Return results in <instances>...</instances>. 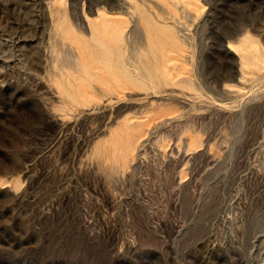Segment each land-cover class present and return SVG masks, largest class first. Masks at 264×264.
Returning <instances> with one entry per match:
<instances>
[{
    "label": "rangeland",
    "instance_id": "1",
    "mask_svg": "<svg viewBox=\"0 0 264 264\" xmlns=\"http://www.w3.org/2000/svg\"><path fill=\"white\" fill-rule=\"evenodd\" d=\"M0 264H264V0H0Z\"/></svg>",
    "mask_w": 264,
    "mask_h": 264
},
{
    "label": "bare ground",
    "instance_id": "2",
    "mask_svg": "<svg viewBox=\"0 0 264 264\" xmlns=\"http://www.w3.org/2000/svg\"><path fill=\"white\" fill-rule=\"evenodd\" d=\"M136 7H137V5H136ZM131 15L133 17H135V16L137 17L138 22H136V24H138L139 26L147 28V26H148L147 21L145 20V18L143 17V15L139 9H135V11L131 12ZM115 28H116V30L117 29L119 30V27L118 28L115 27ZM126 84H127V82L125 80H123L122 83L121 84L119 83L117 86L123 88L124 85L126 86Z\"/></svg>",
    "mask_w": 264,
    "mask_h": 264
}]
</instances>
